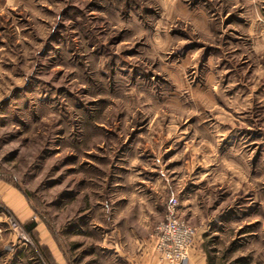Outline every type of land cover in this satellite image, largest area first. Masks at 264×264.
Wrapping results in <instances>:
<instances>
[{
	"label": "rangeland",
	"instance_id": "1",
	"mask_svg": "<svg viewBox=\"0 0 264 264\" xmlns=\"http://www.w3.org/2000/svg\"><path fill=\"white\" fill-rule=\"evenodd\" d=\"M172 197L264 264V0H0V264H127Z\"/></svg>",
	"mask_w": 264,
	"mask_h": 264
},
{
	"label": "built area",
	"instance_id": "2",
	"mask_svg": "<svg viewBox=\"0 0 264 264\" xmlns=\"http://www.w3.org/2000/svg\"><path fill=\"white\" fill-rule=\"evenodd\" d=\"M167 214L152 229L150 240L160 258L168 264H185L190 256L196 229L175 214L177 198L168 201ZM19 240L24 239V231L12 218L7 222Z\"/></svg>",
	"mask_w": 264,
	"mask_h": 264
},
{
	"label": "crops",
	"instance_id": "3",
	"mask_svg": "<svg viewBox=\"0 0 264 264\" xmlns=\"http://www.w3.org/2000/svg\"><path fill=\"white\" fill-rule=\"evenodd\" d=\"M17 206L12 205L14 209ZM116 246H117L116 248H118L120 251L121 249L120 246H118V244H116ZM132 246L133 249H136V246L134 245ZM141 250H142L141 252H139L138 249L137 251L134 250L135 252L133 251L132 254L129 253L128 255H126V253L123 252V255L127 256L125 258L126 261H128L127 264H168L166 261L160 258V255L155 251L154 245L152 243L148 247L143 246ZM187 264H206L205 255L201 252V248L199 247V243L197 242V232L195 235L194 243L191 248L190 256Z\"/></svg>",
	"mask_w": 264,
	"mask_h": 264
},
{
	"label": "trees",
	"instance_id": "4",
	"mask_svg": "<svg viewBox=\"0 0 264 264\" xmlns=\"http://www.w3.org/2000/svg\"><path fill=\"white\" fill-rule=\"evenodd\" d=\"M33 226H34V223H31V224L28 225L26 228H27V230H31V229L33 228Z\"/></svg>",
	"mask_w": 264,
	"mask_h": 264
}]
</instances>
